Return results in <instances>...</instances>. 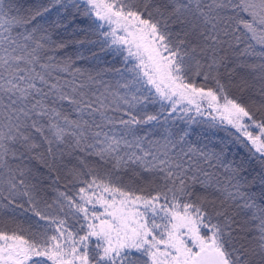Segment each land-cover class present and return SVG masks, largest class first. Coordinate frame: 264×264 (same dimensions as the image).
<instances>
[{"label": "snow or ice", "instance_id": "snow-or-ice-1", "mask_svg": "<svg viewBox=\"0 0 264 264\" xmlns=\"http://www.w3.org/2000/svg\"><path fill=\"white\" fill-rule=\"evenodd\" d=\"M0 264H264V0H0Z\"/></svg>", "mask_w": 264, "mask_h": 264}]
</instances>
